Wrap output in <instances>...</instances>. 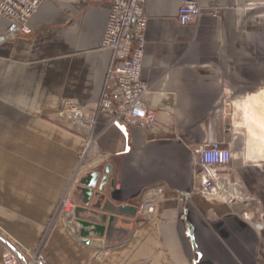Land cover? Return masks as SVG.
<instances>
[{"label":"crops","instance_id":"1","mask_svg":"<svg viewBox=\"0 0 264 264\" xmlns=\"http://www.w3.org/2000/svg\"><path fill=\"white\" fill-rule=\"evenodd\" d=\"M199 4L198 23L179 26L180 0H144L141 78L156 120L143 130L98 114L78 181L107 164L111 172L89 199L74 184V230L54 215L85 138L57 111L64 103L92 109L100 99L109 3L48 0L32 32L17 37L0 15V262L39 247L47 264H264V230L191 193L194 145L229 143L230 168L264 224V0ZM227 93L244 108L245 129L222 116ZM148 198L147 217L137 206Z\"/></svg>","mask_w":264,"mask_h":264},{"label":"built area","instance_id":"2","mask_svg":"<svg viewBox=\"0 0 264 264\" xmlns=\"http://www.w3.org/2000/svg\"><path fill=\"white\" fill-rule=\"evenodd\" d=\"M48 0H0V15L7 22L8 37L29 35L31 21L40 7ZM92 3L107 1L109 14L101 40V46L110 50L111 56L106 71L100 99L92 109L64 103L57 115L71 123L72 128L85 138L84 150L67 181L55 212L72 230L76 220L77 205L71 192L85 166L86 155L95 143L93 129L100 113L109 115V124L122 123L130 128L149 130L155 123L156 113L145 103L148 84L141 78V63L146 40L148 18L144 13V0H88ZM209 14L216 15L215 11ZM202 15L199 0H180L177 13L179 26L197 24ZM227 93L222 102V116L229 119L230 129L244 128V108L240 109ZM247 100V98H246ZM246 104H243V107ZM240 113L242 121H234ZM245 129V128H244ZM193 176L191 193H202L208 200L227 204L232 211L250 222L258 231L264 230L256 208L255 199L247 193L241 180L230 168L232 151L229 143L202 141L193 147ZM156 195L163 192L156 187ZM154 200L148 198L138 206L144 216L154 213ZM0 264H47L38 247L20 259L15 253L7 252Z\"/></svg>","mask_w":264,"mask_h":264},{"label":"water","instance_id":"3","mask_svg":"<svg viewBox=\"0 0 264 264\" xmlns=\"http://www.w3.org/2000/svg\"><path fill=\"white\" fill-rule=\"evenodd\" d=\"M111 172V166L110 164H107L103 170H93L91 172L86 173L80 180L79 184L84 186L86 189L84 191L86 198L89 199L90 195L92 193V190L97 185L98 180V190L103 191L104 187L107 183L108 175H110ZM102 175V176H101ZM101 176V178H100Z\"/></svg>","mask_w":264,"mask_h":264},{"label":"rangeland","instance_id":"4","mask_svg":"<svg viewBox=\"0 0 264 264\" xmlns=\"http://www.w3.org/2000/svg\"><path fill=\"white\" fill-rule=\"evenodd\" d=\"M229 120V119H228ZM234 121H242V118H241V115H240V113L238 112L237 114H236V118L234 119ZM229 123V122H228ZM244 129V128H243ZM255 131H257V129L255 128ZM254 147H255V149L256 150H260V148L254 143ZM263 158H261V160H262Z\"/></svg>","mask_w":264,"mask_h":264}]
</instances>
